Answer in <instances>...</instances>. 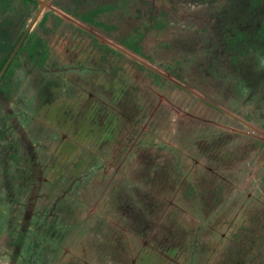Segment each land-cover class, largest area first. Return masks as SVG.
I'll return each mask as SVG.
<instances>
[{
	"label": "flooded vegetation",
	"instance_id": "1",
	"mask_svg": "<svg viewBox=\"0 0 264 264\" xmlns=\"http://www.w3.org/2000/svg\"><path fill=\"white\" fill-rule=\"evenodd\" d=\"M255 1L256 6L250 0H228L223 10H215L216 17L198 30L204 37H199L200 42L196 44L206 49L203 65L193 59L186 66L184 57L169 58L174 50L173 41L158 39L151 47L152 54L148 49L149 34L163 32L170 23L161 13L167 5L157 0H0V251L6 253L9 264H66V257H80L82 242L93 240L96 245L104 230H110L105 216L94 217L91 207L80 206L79 200L77 203L71 198L67 200L64 191H61L64 195L51 198L52 188L58 189L65 180L63 158L67 153L75 154L71 168L74 172L85 163L82 159L92 158L86 167L95 170L97 166L100 176L111 178L112 174L107 172L110 167H116L110 159L113 156L108 155V151L98 154V150L110 148L112 139L114 142L119 137L129 139L132 132L134 141L129 148H125L123 140L122 146L114 148L123 149L118 165H128L123 161L125 155H130L135 142L143 146L151 142L150 136L156 134L153 128L161 126L163 116L197 122L203 128L223 127L264 151V124L254 122L258 116L264 117V109L229 107L226 100H221L226 99L228 90L220 87L222 77H226L224 70L234 72L235 68L246 74L254 67L249 57L254 59L255 51L264 56V34L261 33L264 0ZM179 19L175 17L172 21ZM196 20H186L179 28L193 27ZM180 35L177 31L175 37ZM188 36L197 35L189 32ZM223 42L227 49H222ZM187 48L194 58L196 47L190 44ZM225 54L229 59L237 57V61L230 59L234 67L220 61L213 65ZM206 60L210 61L207 67L204 66ZM246 67L248 71H244ZM204 71L211 76L206 87L204 80L197 83L189 78L190 74ZM130 74L133 80L140 77V82L150 79L153 86L145 88L153 91L156 102L149 105L142 101L138 85L126 80ZM168 84L183 98L196 99L218 112L216 118L228 116L238 125H220L218 119H209L184 107L180 100L168 95ZM216 87L219 89L215 90ZM250 95L259 101L260 96ZM106 97L117 99L113 107L106 103ZM147 123L152 126L150 129ZM230 127L235 130L228 129ZM150 158L158 163L160 155ZM143 167L145 169L146 165ZM54 170L57 172L53 176ZM207 171L216 174L213 170ZM88 173L81 172L79 179L87 180L91 177L86 178ZM258 181L264 182V177H259ZM190 185L196 191L194 196H198L202 186L194 182ZM226 186L221 191L217 186L212 187V197L198 201L195 206L203 209L205 205L219 204L221 199L223 202ZM217 192L224 196L220 197ZM115 199L121 208L128 207L125 199ZM46 203L49 206L46 207ZM135 206L136 210L142 209L137 208V203ZM104 214H108L107 211ZM56 218H60L59 225L55 223ZM36 219L46 220L35 223ZM230 227L235 241L231 247L222 244L217 253L221 264H243L242 252L248 250L254 254L257 251L259 241L253 232L264 231V225L262 228L244 226L240 219ZM243 228L247 229L246 233H242ZM32 232L44 238L41 243L38 238L29 240ZM3 242L6 251L2 248ZM140 244L143 248L148 245L146 241ZM156 249L158 256L169 262V252ZM99 250L102 256L111 254L104 247ZM181 250L183 252L177 251L178 254L186 255V250ZM88 259L85 262L92 264L94 258ZM99 260L105 262V259ZM0 261L8 264V261ZM107 261L109 264L108 258Z\"/></svg>",
	"mask_w": 264,
	"mask_h": 264
},
{
	"label": "rangeland",
	"instance_id": "2",
	"mask_svg": "<svg viewBox=\"0 0 264 264\" xmlns=\"http://www.w3.org/2000/svg\"><path fill=\"white\" fill-rule=\"evenodd\" d=\"M227 1L157 0L159 4L167 5V9H162L161 13L170 23L163 28V32L154 31L153 34H149L147 40L150 53L152 54L151 47L156 40L173 41L174 50L171 51L172 56L169 58L184 57L186 66L193 59L203 65V60H205L203 52L206 49L204 46L198 45L200 41L197 39L204 37L198 30L208 26L207 24L211 21L210 18L216 17L215 10H223ZM185 5L188 6L184 8ZM239 8L241 9V7ZM175 17L180 18L178 22L172 21ZM193 19H197L194 21L195 26L187 25L186 29L179 28L186 24V20ZM194 23L192 24L194 25ZM177 31L181 34L180 37H175ZM189 32L197 36L189 38ZM261 33L264 34V23ZM190 44L191 47H196L194 58L188 53L187 45ZM226 45L228 46V44ZM222 46L225 47L222 49H227L224 42ZM254 55V59L253 56L249 57L253 60L252 65L254 64L250 72L246 74L245 72H237L235 68L234 72L223 71V75L226 77H222L223 83L220 87L223 86L224 89L228 90V94H225L226 99L222 98L221 100L223 102L226 100L227 106H234V108L241 110L247 107L249 109L254 107L264 109V56L257 51L254 52ZM220 58L213 65L220 61L225 64L229 63L227 65L229 67L232 64L231 58L237 61V57H230L229 59L228 54L221 55ZM209 62L206 60L204 66L207 67ZM245 70L248 71V68H244ZM128 77L126 80L129 84L138 85L139 90L137 92H140L143 102L151 105L157 101L153 91L149 87L145 88L146 85L153 86L149 78L140 82V77L133 80V74L128 75ZM143 77L145 76L143 75ZM189 78L191 81H197V83L204 80V87H206L211 76L204 71L203 74L198 72L190 74ZM128 89L126 87V92ZM217 89L219 87L215 88V90ZM166 90L171 98L180 100L184 107H190L193 111L202 113L209 119H218L216 118L218 112L208 108L204 103L196 101V99L183 98L179 91H174V86L171 84L167 85ZM250 94L260 96V98L258 97L259 101L256 102L255 96L253 95L254 97L251 98ZM105 100L113 107L117 99L106 97ZM262 101L263 103H260ZM226 108L228 109V107ZM222 117L225 119H218L221 122L220 125L226 124L235 127L238 125L228 116ZM254 122L264 124V117L258 116ZM159 124L161 126H158L157 129L153 128L156 134L150 136L151 142L148 144L146 142L144 146L140 142L134 143L130 155H125L123 160L125 163H129L128 165H118L123 156V149L115 150L114 148L122 146V140L126 144L125 148H129L134 141L132 132H129L131 136L129 139L128 137H119L115 142L112 139L110 148L98 150V154L108 151V155L113 156L110 159L115 162L114 165L116 167L118 165L117 169L116 167L108 169L107 173L112 174L111 178L100 176L97 166L94 167L95 170L86 167L91 164L92 158L82 159L85 163L80 164L76 172L71 169L72 163L75 161V154L67 153L66 157L63 158L64 164H66L65 180L58 185L59 191L54 187L52 188L51 193L54 196L52 195L51 198H55V195L58 194L64 195L61 192L64 191L67 194V200L71 198L76 203L79 200L80 206L91 207L90 212L94 213V217L104 218L103 216H105L106 224L110 226L109 231L105 229L104 233L101 234L98 244L95 245L93 240L82 242L83 252L81 251L80 257L83 258L79 256L77 259L66 257V264H88L85 261L89 257L94 258L91 261L92 264H105V262L108 264L107 258L109 264H221L219 258L221 256L217 251L220 250L222 244L231 247L235 241L231 234L232 228L230 226L232 224H237L242 219L244 226L251 225L262 228L264 225V182L258 181L259 177H264V151L249 144L238 133L220 126L213 129L203 128L197 122H189L181 118L174 120L170 116H163ZM146 126L149 129L152 127L149 123ZM238 127L245 129V127ZM228 129L235 130L231 127ZM237 147L243 148L238 149ZM155 154L160 155L158 163H155L151 158L149 159ZM143 164L146 165L145 169ZM256 166L258 169L253 171ZM83 167H86V171L89 172L86 178L91 176L87 180L79 179L80 173L86 172ZM80 170L82 171L80 172ZM207 170H213L216 174H209ZM53 172L52 175L54 176L57 170ZM102 174L105 175V173ZM219 177H224V179L220 180ZM192 182L202 186V191L198 196H194L196 191L190 185ZM214 186H217L216 189L220 191L226 186L224 190L226 191V198L224 193L217 192L220 197H222L221 195L224 196L223 202L221 199L219 204H214V206L208 204L209 206L205 205V208L198 209L195 206L196 203L212 197V187ZM184 188H186L185 191ZM102 189L105 191L102 192ZM255 192L258 193L255 195ZM106 196L108 197L107 203L104 200ZM115 197L125 199L128 207L121 208L120 204L116 203ZM131 202H134L135 205L137 203L139 205L137 208L142 207V209L136 210V206H132ZM49 204L51 205V202ZM52 205L54 206L55 203ZM47 206L49 205L46 203ZM141 210H143L142 213H140ZM106 211L108 214H104ZM56 219L55 223L59 225L60 218ZM37 221L43 222L42 219H36L35 223ZM44 224L48 225L47 222ZM141 229L145 231H140V233L138 230ZM243 232L246 233L247 229L243 228ZM253 233L259 241L257 251L254 254L248 250L242 252L243 264H264V260H261L264 258V231H254ZM30 236L33 238L31 237L29 240L38 238L39 243L44 239L33 232ZM21 237L15 242L16 244L20 242ZM143 241L148 244L145 248L140 244ZM1 245L6 251L4 242ZM179 246L186 250V255L180 254L183 251L178 248ZM101 247L111 252L110 256H102L99 250ZM156 247L164 253L169 252L168 254L171 256L168 258L169 262L158 256L160 253L157 252ZM14 248L18 250L19 246H14ZM177 251L180 253L178 254ZM91 253L92 255H90ZM5 254L0 251V259L3 262L8 261L9 264L10 259L8 256H4ZM177 255L178 257L175 258ZM99 258L105 259V262ZM254 258L259 262L255 263ZM53 264L58 263L54 262Z\"/></svg>",
	"mask_w": 264,
	"mask_h": 264
},
{
	"label": "trees",
	"instance_id": "3",
	"mask_svg": "<svg viewBox=\"0 0 264 264\" xmlns=\"http://www.w3.org/2000/svg\"><path fill=\"white\" fill-rule=\"evenodd\" d=\"M250 2L254 5V6H256V1L255 0H250Z\"/></svg>",
	"mask_w": 264,
	"mask_h": 264
}]
</instances>
